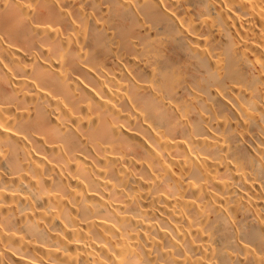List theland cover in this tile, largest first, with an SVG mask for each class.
<instances>
[{
  "label": "bare ground",
  "instance_id": "6f19581e",
  "mask_svg": "<svg viewBox=\"0 0 264 264\" xmlns=\"http://www.w3.org/2000/svg\"><path fill=\"white\" fill-rule=\"evenodd\" d=\"M0 264H264V0H0Z\"/></svg>",
  "mask_w": 264,
  "mask_h": 264
}]
</instances>
